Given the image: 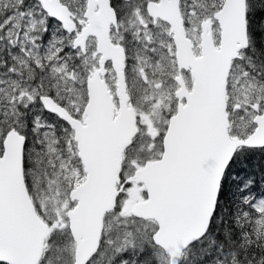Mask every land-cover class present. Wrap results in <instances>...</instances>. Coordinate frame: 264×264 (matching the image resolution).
<instances>
[{
  "label": "snow or ice",
  "instance_id": "obj_1",
  "mask_svg": "<svg viewBox=\"0 0 264 264\" xmlns=\"http://www.w3.org/2000/svg\"><path fill=\"white\" fill-rule=\"evenodd\" d=\"M0 264H264V0H0Z\"/></svg>",
  "mask_w": 264,
  "mask_h": 264
}]
</instances>
